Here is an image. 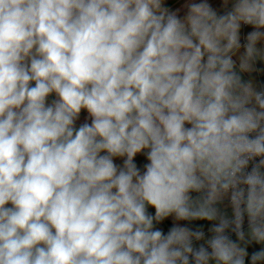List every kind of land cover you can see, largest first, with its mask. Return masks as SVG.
Segmentation results:
<instances>
[{"label": "clouds", "instance_id": "obj_1", "mask_svg": "<svg viewBox=\"0 0 264 264\" xmlns=\"http://www.w3.org/2000/svg\"><path fill=\"white\" fill-rule=\"evenodd\" d=\"M253 73L264 0H0V264H264Z\"/></svg>", "mask_w": 264, "mask_h": 264}, {"label": "crops", "instance_id": "obj_2", "mask_svg": "<svg viewBox=\"0 0 264 264\" xmlns=\"http://www.w3.org/2000/svg\"><path fill=\"white\" fill-rule=\"evenodd\" d=\"M209 2L214 6V7H217L219 8L220 7V0H209ZM180 3V0H166V4L167 6H170L172 8H176L178 6V4ZM181 15H183V13H181ZM248 31H251V28L249 26H242V32H241V39H242V42H243V38L244 36L246 35V33ZM241 51H243V49H241ZM257 67H260V65L258 64ZM254 77H255V81H256V86L257 88H259L260 84L261 83H264V75H258L256 73H253L252 74ZM249 76L248 74H244V79H248ZM54 97H50L49 99H53ZM83 111V110H82ZM85 116H86V113L82 112V115H81V119L77 122V126H79V124L81 123H84L85 122ZM90 122V121H89ZM137 162L139 164H142L145 161L144 157L142 156H138L137 157ZM117 163H120L119 160H117ZM221 208L222 211L226 212L227 215L231 216L232 214V211H231V207L228 203L227 200H225V202L223 204H221L219 206ZM198 224H202L203 227L205 228V230L208 228L209 226V222H196ZM170 225V222L168 224L165 225V228H167V226ZM233 239H235V236H233ZM260 246L259 245H253L252 247H250L248 249V251L251 253L254 249H258Z\"/></svg>", "mask_w": 264, "mask_h": 264}, {"label": "built area", "instance_id": "obj_3", "mask_svg": "<svg viewBox=\"0 0 264 264\" xmlns=\"http://www.w3.org/2000/svg\"><path fill=\"white\" fill-rule=\"evenodd\" d=\"M251 167V165L249 166V168Z\"/></svg>", "mask_w": 264, "mask_h": 264}]
</instances>
